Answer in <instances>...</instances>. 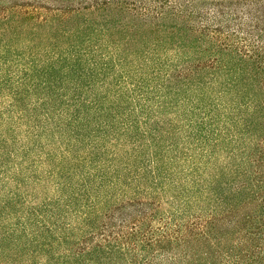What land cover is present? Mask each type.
I'll use <instances>...</instances> for the list:
<instances>
[{"label":"trees","instance_id":"16d2710c","mask_svg":"<svg viewBox=\"0 0 264 264\" xmlns=\"http://www.w3.org/2000/svg\"><path fill=\"white\" fill-rule=\"evenodd\" d=\"M0 264H264V0H0Z\"/></svg>","mask_w":264,"mask_h":264}]
</instances>
